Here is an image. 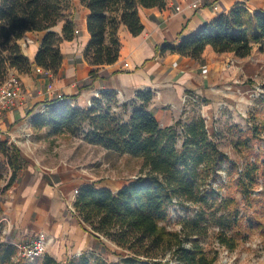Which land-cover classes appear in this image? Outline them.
I'll return each instance as SVG.
<instances>
[{
  "label": "trees",
  "instance_id": "obj_1",
  "mask_svg": "<svg viewBox=\"0 0 264 264\" xmlns=\"http://www.w3.org/2000/svg\"><path fill=\"white\" fill-rule=\"evenodd\" d=\"M89 10L86 27L90 39L83 51L84 59L93 67L114 63L119 54L117 31L123 25L136 36L142 29L139 8L164 6V0H79ZM62 24V36L53 28ZM45 34L34 57V64L56 73L62 55L59 43L75 34L74 6L71 0H0V84L15 70L27 73L30 62L22 53L18 40L25 32ZM255 44H264V13L250 11L243 4L218 13L191 35L183 37L176 47L163 46L185 57L201 60L207 46L216 53H233L244 58ZM259 51H264L261 46ZM97 69L90 72L95 77ZM84 87V86H83ZM100 95V96H99ZM86 108L51 100L44 111L31 119L32 129L47 128L48 136L76 134L84 127V140L106 151L141 160V174L113 192L94 184L77 188L73 209L80 227L93 235L101 246L105 241L120 248L125 255L117 264H213L192 235L203 234L207 224L218 226L219 242L232 250L241 227L239 207L244 211V231H262L264 223L258 207L264 202V147L258 153L252 148L245 155L236 185L240 200L234 196L213 197V187L227 156L206 130L202 117L188 121L178 119L162 127L148 109L152 97L149 90L137 92L133 101L119 104L114 93L102 92ZM130 113L126 116L127 111ZM264 128V122H263ZM240 132L239 141H243ZM6 142V141H5ZM0 149L12 168L10 181L16 179L20 155L7 142ZM233 164L224 169L222 185L227 184ZM180 203L198 206L193 221L180 230L167 229L171 209ZM205 224V225H204ZM232 232L231 235L227 231ZM103 247V248H104ZM13 245L0 246V264H61L48 255L39 261L15 259ZM37 261V262H36ZM64 264H114L94 260L83 253Z\"/></svg>",
  "mask_w": 264,
  "mask_h": 264
},
{
  "label": "crops",
  "instance_id": "obj_2",
  "mask_svg": "<svg viewBox=\"0 0 264 264\" xmlns=\"http://www.w3.org/2000/svg\"><path fill=\"white\" fill-rule=\"evenodd\" d=\"M71 1L76 31L71 40L59 43L62 61L56 73L38 71L34 64L44 31L25 32L17 41L30 62V70L27 73L11 70L22 83V94L3 112L0 142H9L6 135L11 134L13 139L20 129H31V119L57 95H63L72 106L85 107L102 92L114 93L118 103L122 104L133 101L137 92L149 90L152 97L148 109L162 127L184 119L193 103L202 105V115L209 117L212 113L211 101L223 93L215 90L214 85L232 77L226 60L231 54L235 55L216 53L207 46L201 60H196L169 50L162 51L161 48L176 47L183 37L191 35L218 13L236 4L264 13V0H164L162 8H139L143 29L138 35H131L120 25L117 31L120 43L117 60L93 67L83 57L90 39L86 27L89 10L79 0ZM61 28L59 23L53 30L62 36ZM93 69L97 71L92 78L90 72ZM129 113L130 109L126 116ZM30 170L20 183L17 180L10 186L13 190L18 189L12 200L7 202L10 204L8 210L0 216V223L5 221L0 230L3 235L0 246L30 241L43 232L46 236L44 255L58 263L64 264L83 253L97 254L94 251L96 239L80 227L75 214L69 210L75 199L72 190L84 183H94L83 181L82 171L73 164L51 173L36 165H32ZM127 183L126 180L113 182L112 185H94L115 192ZM99 255L107 263L117 262L116 256Z\"/></svg>",
  "mask_w": 264,
  "mask_h": 264
},
{
  "label": "rangeland",
  "instance_id": "obj_3",
  "mask_svg": "<svg viewBox=\"0 0 264 264\" xmlns=\"http://www.w3.org/2000/svg\"><path fill=\"white\" fill-rule=\"evenodd\" d=\"M261 46L264 47V44H255L253 52L248 58H237L232 54L228 56L226 62L232 70V77L214 85L215 90L223 91V93L211 101L212 113L209 117L202 115V105L193 103L194 106L188 108V113L184 118V121H188L192 118L202 117L209 135L218 142L220 150L227 156V160L218 173L220 176L217 177L213 187L214 198L234 196L240 200L235 180L242 170L245 155L249 152V148L258 153L264 147V51H259ZM41 109L43 112L44 107ZM86 130L87 127H84L73 135L48 136L47 128H26L20 129L13 139L11 134L6 135L10 139L6 146L11 151L16 149L21 157L16 162L19 164L16 179L10 186L13 183L16 184L17 180L20 183L26 173L30 174L32 165L51 173L62 166L73 164L82 171L83 181L94 184L112 185L113 182L120 183L135 179L141 174L140 159L128 155H118L106 151L100 146L89 144L84 140ZM240 132L243 133L242 137H245L241 142L239 141ZM231 164H233V169L228 182L222 185L221 176H224V169ZM11 173L12 168L8 164V158L0 149V216L8 210L7 206L9 207L10 204L7 202L12 200V195L18 189L17 187L13 190L7 186ZM75 190L76 188L71 192L73 195H75ZM2 207H6V209ZM241 207L242 205L239 207L238 215L241 223L240 236H236L237 243L234 249L230 250L219 242L218 226L212 224H207L203 234L190 236L189 240L184 243L185 246L190 247L191 242H197L206 255L214 259L213 264H264V229L246 234L243 220L245 213ZM69 210L74 213L72 206ZM197 211L198 206L191 203L174 205L166 222L167 229H182L185 222L193 221ZM258 212L264 223V202L258 207ZM4 222L0 223V230L3 229ZM226 231L228 235L232 234V232ZM1 237L3 235L0 232V239ZM104 241L105 247L101 246L96 239L94 251L97 254L90 252L88 253L90 257L94 260L103 259L99 255L102 253L105 256H116L117 262L120 261L121 258L118 255L120 253L125 255L126 252L118 249L111 242ZM166 259L168 256L163 261ZM163 261L160 264H163ZM114 264L117 263L114 262ZM169 264H176V262L171 260Z\"/></svg>",
  "mask_w": 264,
  "mask_h": 264
},
{
  "label": "built area",
  "instance_id": "obj_4",
  "mask_svg": "<svg viewBox=\"0 0 264 264\" xmlns=\"http://www.w3.org/2000/svg\"><path fill=\"white\" fill-rule=\"evenodd\" d=\"M127 66V64H124ZM38 71H43L42 68L37 67ZM22 94V83L18 76L14 73H10L7 78L0 84V132H2L3 112L11 106ZM57 102H67L63 95H57L55 97ZM77 193V189L75 193ZM45 241L46 236L43 232H39L37 236L30 240L20 243H14L15 259H21L26 262H33L41 258L45 253Z\"/></svg>",
  "mask_w": 264,
  "mask_h": 264
}]
</instances>
